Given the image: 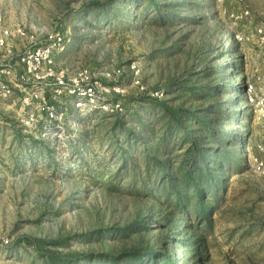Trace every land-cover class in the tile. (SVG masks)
<instances>
[{"label":"rangeland","instance_id":"rangeland-1","mask_svg":"<svg viewBox=\"0 0 264 264\" xmlns=\"http://www.w3.org/2000/svg\"><path fill=\"white\" fill-rule=\"evenodd\" d=\"M0 14L66 33L59 66L122 67L127 87L122 110L54 139L0 109V264H264V121L243 96L264 87V0H0Z\"/></svg>","mask_w":264,"mask_h":264},{"label":"built area","instance_id":"built-area-1","mask_svg":"<svg viewBox=\"0 0 264 264\" xmlns=\"http://www.w3.org/2000/svg\"><path fill=\"white\" fill-rule=\"evenodd\" d=\"M69 42L66 33L11 23L0 14V109L14 104L24 125L39 139L57 137L70 118L120 111L121 100L115 97L127 95V87L117 83L122 67L104 69L97 76L89 67L59 66L58 58ZM130 69L138 73L134 64ZM134 84L143 90L139 79ZM243 96L264 121V87L256 81L247 83ZM259 148L264 151V140ZM252 165L264 172L263 160L254 158Z\"/></svg>","mask_w":264,"mask_h":264},{"label":"trees","instance_id":"trees-1","mask_svg":"<svg viewBox=\"0 0 264 264\" xmlns=\"http://www.w3.org/2000/svg\"><path fill=\"white\" fill-rule=\"evenodd\" d=\"M171 263L172 262L170 261L169 255H165V259L164 260H162V258L158 257L154 261L152 259H150L148 264H171Z\"/></svg>","mask_w":264,"mask_h":264}]
</instances>
